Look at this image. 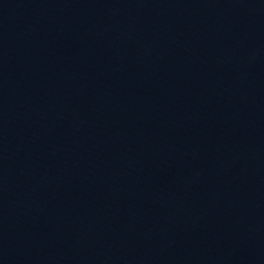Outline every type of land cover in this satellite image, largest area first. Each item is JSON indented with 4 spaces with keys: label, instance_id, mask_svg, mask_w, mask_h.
<instances>
[{
    "label": "water",
    "instance_id": "obj_1",
    "mask_svg": "<svg viewBox=\"0 0 264 264\" xmlns=\"http://www.w3.org/2000/svg\"><path fill=\"white\" fill-rule=\"evenodd\" d=\"M0 46L105 75L264 94V0H0Z\"/></svg>",
    "mask_w": 264,
    "mask_h": 264
}]
</instances>
